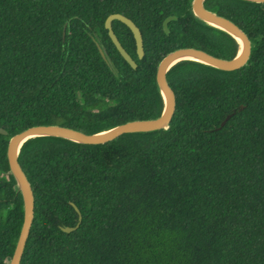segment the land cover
<instances>
[{"label":"trees","instance_id":"obj_1","mask_svg":"<svg viewBox=\"0 0 264 264\" xmlns=\"http://www.w3.org/2000/svg\"><path fill=\"white\" fill-rule=\"evenodd\" d=\"M191 3L0 0V264H9L23 222L6 155L12 136L38 125L96 134L158 118L156 70L166 54L237 55L238 42L196 18ZM203 5L247 35V63L234 71L174 64L166 79L175 111L165 129L96 145L25 141L18 162L34 217L20 264H264V3ZM111 14L141 32L139 59L130 29L112 22L136 68L104 27Z\"/></svg>","mask_w":264,"mask_h":264},{"label":"water","instance_id":"obj_2","mask_svg":"<svg viewBox=\"0 0 264 264\" xmlns=\"http://www.w3.org/2000/svg\"><path fill=\"white\" fill-rule=\"evenodd\" d=\"M205 0H192L191 10L196 18L202 22L221 29L231 35L239 44H242V50L240 52V47L237 55L232 59H221L209 55L208 53L195 49V48H180L176 49L168 54H166L161 61L159 62L156 70V83L159 88V91L164 100V108L161 115L155 119L148 120H135L131 122L118 125L108 131H104L96 134H85L81 131L74 130L68 127L57 126V125H38L29 127L14 136H12L8 142L6 155L9 164L10 173L16 181L19 192L22 196L23 201V222L20 229V233L14 248V252L9 261V264H20L22 254L25 248L27 238L29 236L30 228L32 225L34 217V196L32 188L27 180L26 175L24 174L19 162L18 155L21 146L25 141L34 137L41 136H51L67 139L80 144L96 145L104 144L106 142L112 141L123 134L130 133H144L152 132L160 129H165L169 125L171 118L175 111V96L174 92L170 88L167 79L166 73L168 70L177 62L181 60H193L200 62L216 69L222 71H234L243 67L249 58L250 55V41L247 35L232 21L222 16H219L211 11H208L203 3ZM253 3H264V0H244ZM175 17H168L164 23L163 28L167 32V23L169 20L174 19ZM117 20L124 25H126L133 34L136 53L138 58L141 59L144 55L143 49V39L140 30L137 26L127 17L121 14H111L109 15L104 23L105 29L108 31V35L113 42L114 46L123 57V59L132 67L136 68L135 61L127 54L119 43L117 37L115 36L112 30V22ZM102 56H104L103 50L99 49ZM242 107L239 108L241 110ZM235 113L229 114L225 120L221 123L222 127L226 121H228L231 116ZM0 134L6 135L7 132L0 128ZM76 209V208H75ZM78 212V210L76 209ZM79 214V212H78ZM81 217L79 215V221ZM79 222L75 227L72 228H62L64 232H71L77 229Z\"/></svg>","mask_w":264,"mask_h":264},{"label":"bare ground","instance_id":"obj_3","mask_svg":"<svg viewBox=\"0 0 264 264\" xmlns=\"http://www.w3.org/2000/svg\"><path fill=\"white\" fill-rule=\"evenodd\" d=\"M239 47H240V52H241V50H242V44L241 43H240V46Z\"/></svg>","mask_w":264,"mask_h":264}]
</instances>
